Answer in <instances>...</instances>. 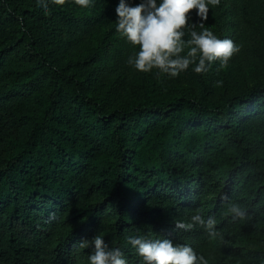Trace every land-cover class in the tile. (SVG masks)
Instances as JSON below:
<instances>
[{"label": "trees", "instance_id": "trees-1", "mask_svg": "<svg viewBox=\"0 0 264 264\" xmlns=\"http://www.w3.org/2000/svg\"><path fill=\"white\" fill-rule=\"evenodd\" d=\"M118 3L44 15L36 0H0V264H87L94 246L78 245L97 234L142 264L127 243L137 233L208 264H264V0L209 5L244 76L217 92L192 67L169 79L128 65L137 49L115 31ZM197 209L223 240L175 230Z\"/></svg>", "mask_w": 264, "mask_h": 264}, {"label": "clouds", "instance_id": "clouds-1", "mask_svg": "<svg viewBox=\"0 0 264 264\" xmlns=\"http://www.w3.org/2000/svg\"><path fill=\"white\" fill-rule=\"evenodd\" d=\"M82 9L90 8L94 0H73ZM66 0H36V8L44 15L49 14V5L62 6ZM220 0H141L130 6L126 0H119L115 9V31L134 49L127 63L135 71L177 78L192 66V72L207 74L218 62L217 70L226 69L229 60L240 51L239 45L232 39H220L208 27L209 5H219ZM195 9L198 24L189 23L188 13ZM199 28L200 31L196 29ZM223 85L222 80L215 81L216 87ZM233 220L245 221L247 210L239 203H230L227 209ZM175 230L190 232L202 228L210 241L220 239L216 220L212 216L205 218L203 209H197L187 222L178 220ZM127 243L141 258L142 264H208L202 254H198L188 244H173L168 239H153L137 233L128 236ZM94 246L87 256V264H128L120 248H111L104 243L103 236L95 235L92 240L82 241L78 247L87 249Z\"/></svg>", "mask_w": 264, "mask_h": 264}, {"label": "rangeland", "instance_id": "rangeland-1", "mask_svg": "<svg viewBox=\"0 0 264 264\" xmlns=\"http://www.w3.org/2000/svg\"><path fill=\"white\" fill-rule=\"evenodd\" d=\"M224 10H225L224 13L226 15V19H228L227 5L224 6ZM215 21L216 18L211 9L208 13L207 21H205V27H208L209 30L212 31V29H214L215 26ZM217 67H218V62H214L212 69L207 74H204L205 83H207L208 86L211 89H213L214 92H217L219 88L215 86V81L222 80L223 82H227L228 84L234 87L237 86L238 82L244 77L242 73L234 67L228 66L226 69H220L219 71L217 70ZM192 76L195 77L194 72H192ZM191 81H192L191 78L182 74L181 83L178 84L181 93L186 92L187 85H189Z\"/></svg>", "mask_w": 264, "mask_h": 264}]
</instances>
